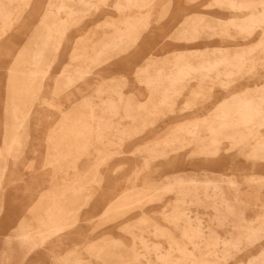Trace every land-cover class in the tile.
I'll return each mask as SVG.
<instances>
[{"label":"bare ground","instance_id":"1","mask_svg":"<svg viewBox=\"0 0 264 264\" xmlns=\"http://www.w3.org/2000/svg\"><path fill=\"white\" fill-rule=\"evenodd\" d=\"M27 1L28 0H0V20L3 23L2 31L0 32V40L15 24L21 21L24 13V6ZM108 1L109 0H100L98 3H95L94 0H57L50 5L42 25V27L44 26L46 29V33L41 42H37V49L31 62L37 69L39 67V69H42L41 67L44 66L43 69H46L47 67L45 74H43L44 72L41 73L44 75L42 80L45 79L48 71H50L51 65L54 64L53 61L55 56L57 57L61 44L66 37L69 24L80 21L89 11L95 10L98 13L99 7H101L100 5L105 4L107 6ZM152 1L153 0H125L124 3L118 2L115 7L119 13H124L126 10L131 12L135 10L138 16L135 19L133 17V19H131V17L125 18L123 21V28L116 27L118 33L112 39L103 41L99 48H97L98 46L93 48V46L91 47L93 48L91 52H88L89 48L88 51L85 50L76 53L72 57V60L81 61L84 64L82 71L76 70L78 75H89L95 67L98 65L101 66L104 61L109 60L111 57L115 56V54L125 53L132 48L135 42L138 41L141 33L149 26V20L145 18L144 11L152 9ZM213 8L225 12L245 14V16L232 19L220 18L216 20H212L213 18L209 20L204 15L190 18L181 26L178 32V40L184 41L187 44H195L204 37H208L211 40L220 37L222 43H227L232 42L230 41L231 39L234 41L235 37H241L245 42H248V40L257 33H261L262 38L256 45L244 44L237 48L234 47L236 49L233 51L230 50L232 48L229 49V47H219L199 52L188 51L186 53L177 54L174 55L171 60H166L164 62L165 65H163L161 69L157 70L156 68H158V66L153 64L151 68L155 69L152 70V72L145 71L140 73L139 79L141 84L144 85L145 92L153 98L151 100L153 101L155 96H159L162 100L160 108L168 110L171 114H174V107L177 101L188 91L192 83L198 84L199 89H197V92L195 91V94L199 96L204 93L205 89V91L208 92L206 86H211L212 88H210L212 90L215 88L230 90L237 81L249 76L251 73L253 74L258 64H264V0H214V3L209 5L207 9ZM61 13L66 14L67 19L65 21L59 18ZM165 14L168 13L165 12ZM86 17L88 18V16ZM46 18H52L53 21L48 23ZM51 56L53 58L51 62L48 63V59ZM167 67L170 68V70L165 69ZM37 72L38 71L34 70L23 74H26L28 79H32L33 81ZM75 76L77 77L76 74ZM76 77H74L73 74L71 75L69 70H66L62 78L65 79L66 86L68 85L69 87L72 83L74 84ZM27 80H25V82ZM31 85V82L24 83L25 87L23 91H29ZM111 87H113V85ZM104 88H106V86H104ZM107 88L108 90L110 89L109 87ZM17 89L19 90V88ZM102 91L104 90L102 89ZM118 92L115 93V95L118 96L119 102L111 100L103 105L105 106V113L110 117L99 121L98 127L94 128L90 119L88 121V118L84 116L87 121L77 120L72 122L69 126L66 125L67 127L62 129L61 133L52 139L53 150L56 153L54 155L51 154L47 160L49 164L48 168L55 166L57 163L59 165L72 156L75 158L77 164L83 157L95 155L98 161L94 169L99 172V166L104 161L103 159L106 157L111 159L114 154V152H112L114 149L107 152V144L108 147L111 148L120 145L122 141H128V139L143 134L147 131L148 127L155 125L157 121L155 117L162 113L161 110V113H159L158 108L155 107L153 111H148V116L150 115L152 118L144 119L141 124L137 126V119L133 117L132 113V107L134 105L131 106L130 104L132 100L130 99L131 101L129 103L125 102L124 95ZM243 95L244 94H242V96ZM246 95H250L251 97L245 98L235 96V99L230 98L229 100H223L218 107L213 110L214 113L212 112L213 114L211 117L205 119L201 118L202 120L192 119L188 124L174 128V130L162 141L155 142L146 150L147 157L145 158V167H148L152 162L170 160L175 156H185L189 150L194 148L197 149L195 155L204 159L220 157L223 149L226 147L225 151L228 153L239 150L241 154L246 156L247 160H260L264 162V139L258 137V130L264 125V84L258 86L253 91L246 92ZM28 96L29 95H27V97ZM194 99H196V97H194ZM127 100L129 101V99ZM29 102H31V99ZM19 106L14 102L9 106V115L6 122V154L4 156L2 155L6 158L4 160L12 156H18L22 154L23 151L25 138L22 130L26 122L23 119L25 112L22 114V110ZM138 106L139 105H137V108H139ZM154 106L156 105H153V107ZM85 107L89 108V111L92 109L91 104H86ZM148 107V105L144 104L141 109L147 111ZM121 109L125 110L126 118L123 120L129 121L127 125H123V117L121 121L117 122L115 120V117L118 116ZM72 119L73 117L71 120ZM139 119H141V117L138 118V121ZM71 139H73V143H70ZM144 147L142 146V148ZM134 151H137V148ZM46 156L48 157L49 155ZM75 162L73 163L74 165ZM4 166H6V164ZM4 166H2L1 162L0 215L4 211L3 198L5 191L9 188L11 182L14 183L19 178V173L15 171L12 174L11 182L6 181L5 173L11 169ZM92 171L94 172V170ZM199 175H201L203 179L199 180L196 177ZM43 176L46 177V175ZM101 178L103 179V176ZM233 178H213L210 174L203 172L202 174L196 173L193 175L183 173V175H177V177L169 180L168 184L165 187L163 186L164 193L162 192L163 195L168 196V200H170L164 205L165 212L163 218L165 221L175 226L176 229L182 231L183 238L188 240L189 245H192L193 249L186 247L189 246L187 244L182 245L180 243L181 246L175 243V246H170L172 248L166 253L162 251V247H157L160 246L159 244L153 247L143 238L145 241H140V244L144 246L150 255L152 252L156 256L155 262L147 260V264H224L228 261L235 260L239 261L238 264H264V245H262L264 241V203L260 200L259 197L261 195L259 194H249L245 196L241 188L242 183ZM91 180L93 181V179ZM87 181L90 180L88 179ZM251 182H254V180H251ZM82 185L81 187H83ZM73 190V188L69 187L64 189L60 194L53 193L46 196L43 195V198H47L50 202L52 209L47 211V217L45 219L39 220L40 225L37 232L33 233L23 227L22 232H20L18 236L7 237L6 250L3 253L4 255L2 254L4 256V259H2L4 264H11L15 259H17V262L14 264H22L36 251L45 247L50 240L69 232L78 225L79 214L90 205L93 194H88L84 202L79 205L77 202L79 199L78 196L80 195L75 193L78 189H75V191ZM140 192H125L115 200L114 204L107 208L105 216L110 212L120 214L121 212H125L122 214H127L138 207L141 208L146 202L143 201L144 198L145 200L148 198L149 204L156 200H162V198H160L161 196H152L153 194L149 193L151 192L150 189L148 191L149 194L146 193L148 195L145 194L146 196L144 197L140 196ZM68 193L71 194L70 198L68 197ZM42 201L43 199L40 200L39 206L45 203ZM68 205H70V207H68ZM200 208L206 210L205 217L204 215H202L203 217L200 216L202 214L199 210ZM167 209H170V211ZM252 209H256L258 214L254 219H248L246 213ZM195 212H197L196 217L191 216V214ZM117 219L114 218L115 221ZM102 223L104 224V222ZM156 227L158 226L156 225ZM219 231H222L224 234L221 235ZM170 234L169 230L166 232L162 229H157L155 232L156 237L168 239L174 237H171ZM135 236L137 237V235ZM16 242L18 245L17 249L14 247V243ZM167 243H169V240ZM258 247L263 248L260 253L246 260L247 255L251 254V252ZM111 248L112 247L109 245L100 247V249L95 252L97 254V260L102 261L104 264H142L141 260L138 258L139 253L136 250H124L120 252V254H122L121 256H117L114 252H111ZM87 249L89 250V248ZM174 254H179L180 257L175 259ZM131 255L134 256V259L126 261L121 259L122 257ZM64 263L83 264L84 262L75 258V260L66 259Z\"/></svg>","mask_w":264,"mask_h":264},{"label":"rangeland","instance_id":"2","mask_svg":"<svg viewBox=\"0 0 264 264\" xmlns=\"http://www.w3.org/2000/svg\"><path fill=\"white\" fill-rule=\"evenodd\" d=\"M55 1L57 0H32V3L29 1L27 5L24 6V13L21 21L15 24L0 40V163L2 162V166L6 164L4 167L11 169L5 173L6 181L11 182L10 180L12 179L13 172L16 171L19 173V178L16 182H11L3 198L4 211L0 215V264H4L2 259H4L3 253L6 250L7 237L18 236L19 233L22 232L23 227L33 233L37 232L40 225L39 220L45 219L47 217V211L52 209L48 199L43 197L53 193L60 194L64 189L69 187L73 188V191L78 189L75 193L80 195L78 196L79 199L77 198V203L79 205L84 202L88 194H93L90 205L79 214L78 225L69 232L50 240L45 247L36 251L22 264H65L64 261L66 259L75 260V258L83 261V264H85V262L86 264H104L102 261L97 260V254L95 252L99 250L100 247H106L107 245L112 247L111 252H114L117 256H121L122 254H120V252L124 250H136L139 253L138 258L141 260L142 264H147V260L155 262V254L151 252L150 255L144 246L140 244V241L145 239L146 242L153 247L159 244L160 246L157 247H162V251L166 253L175 246V243L179 245H189L188 240L183 238L182 231L176 229L175 226L171 225L163 218L165 212L164 205L167 201H170L168 200V196L163 195L164 187L168 184L169 180L177 177V175L180 176L183 175V173L193 175L202 172L198 166L189 167V163L188 168L181 166L182 161L195 162L200 158L195 155L196 148L188 151L180 160L176 159V157H172L168 161L152 162L148 167L144 166L147 156L146 150L155 142L162 141L164 136L171 130H174L178 125H186L193 118L197 117H200L198 120L211 117L214 113L213 110H215L224 99L229 100L230 98L235 99L236 97L250 98L251 96L246 95V92L253 91L258 86L264 84V64H258L253 74L251 73L249 76L237 81L230 91H225L227 93L215 91L212 100H209V97L204 95V93L211 92V86V88L206 86L208 92H206L205 89L204 93L199 96L195 94L197 89H199L198 84L192 83L185 95L177 101L174 107V115H168L169 123H167L164 128L155 131L156 136L152 142H141L140 145L145 144V146L148 145L147 147H141L140 149L137 147V143L139 142L133 144L135 145V149H131L132 146H128L127 144L121 147L115 146L111 150L107 147V152L114 149L112 151L114 154L111 159H108L109 157L103 159L104 161L99 166V172L94 169L98 161L95 155L83 157L77 164L75 158L72 156L67 159L68 161L66 160L60 163V166L57 163L55 165L56 168L55 166H53L54 169L53 167H50L51 169L48 168L49 164L47 160L51 154L54 155L56 153L53 150L52 139L58 136L61 130L69 124H72V122L76 120L87 121L86 118L66 119V116L73 117V115H75L73 114L74 108L77 111L82 110L83 112H87V114L94 112L97 106L93 102L95 100L102 101L103 98L108 99L109 97V94L106 92L102 94V98L98 96V89L106 86V83L125 86L126 96L129 98L132 97V101L137 104L140 99L137 93L143 90L141 84L138 82V74L146 69V64L140 58V53L144 51V49L146 50L145 44L155 49V58L162 64V61L170 58L176 51L204 49L206 46L210 48L229 47V49L232 48L230 50L233 51L244 44L256 45L262 38L261 33L255 34L248 42H245L241 37H235L234 41L231 39L230 41L232 42L227 43H222L220 37L213 38L212 40L208 37H204L202 43L198 44V46L186 47L183 43L169 38L175 35L179 23L183 21L185 16L196 13L207 14L208 17H210L209 19L215 18L216 16L231 19L236 15L219 12L216 8L205 10L206 7L214 3V0H153L152 9L144 11V16L149 20L150 24L148 30L142 32L139 49H131L126 53L115 55L109 61L101 64V66L98 65L95 67L91 74L80 76L76 70L82 71L84 64L81 61H73L72 57L78 52L88 51L89 48L88 52H91L92 49L97 46V48H99L103 41L112 39L118 33L117 28H123V21L125 18L131 17V19H135L138 16L135 10L132 12L126 10L124 13H119V11L116 10V4L118 2L124 3L125 0H109L107 6L105 4L100 5L101 7H99L98 13L95 10L89 11L86 13L88 18L85 16L80 21L69 24L66 37L61 44L57 57L55 56L53 61L54 64L52 65L54 68L51 65L50 71H48L45 79L42 80L47 67L46 69H43L45 66L41 67L42 69H39L40 67L37 69L31 62L37 49V42H41L46 33V29L44 26L42 27L44 20L42 13L46 12L51 2L53 3ZM94 1L98 3L100 0ZM166 9H169V13L160 20L162 12L167 11ZM66 17L65 13H61L59 18L65 21L67 19ZM46 19L48 23L53 21L52 18ZM2 24L0 20V32L2 31ZM38 27L41 30H39ZM52 58V56L49 57L48 63L51 62ZM34 70L38 72L33 81L32 79H28L26 74H23ZM66 70H69L74 77H76L75 74L77 75L74 84L72 83L69 87L68 85L66 86V81L62 78ZM39 73L43 74L40 75ZM25 80L28 82H25ZM29 82L32 83L31 89L27 92L23 91L25 87L24 83ZM17 88H19V90ZM242 94L244 95L242 96ZM27 95L29 96L27 97ZM35 95L38 96L36 97ZM146 97L145 95L143 99ZM194 97H196V99H194ZM30 99L31 102H29ZM12 102L16 103L18 106L20 105L19 108L22 110V114L25 112L23 119L26 123L22 130L25 142L22 154L4 160L6 159L3 157L6 154V122L9 115V106ZM85 102H92V109H90V111L89 108L83 106ZM165 111L169 112L168 110ZM178 116L184 117L178 118ZM89 119L94 128L98 127L99 121L103 120L99 118H88V121ZM123 121L126 122L127 120ZM140 121L141 119H139V122ZM158 124L161 125V121H159ZM262 127L258 130V137L264 139V125ZM70 141V143H73V139ZM117 147L121 152L115 150ZM136 148L137 151H134ZM238 153H240L239 150L233 152V154H236L234 157L235 161L241 156V161L245 165V172L242 178L243 182L241 179L236 181L242 183L241 188L245 196L249 194H259L261 195L259 197L260 200L264 203V169L259 167L261 161L251 160V162H246V157L244 155L239 156ZM46 155L49 156L47 157ZM74 162L75 165L73 164ZM92 170H94V172ZM43 175H46V177ZM222 175H226L227 177L229 174ZM102 176L103 179L101 178ZM196 177L199 180L203 179L201 175ZM211 177L215 178L214 176ZM223 177L225 176H219L221 179H223ZM88 179L90 181H87ZM91 179H93V181ZM251 180H254V182H251ZM81 185L83 187H81ZM59 189L62 190L60 191ZM149 189L151 190L149 193L153 194L152 196H161L160 198H162V200H156L149 204L148 198H146V200L144 198L143 201H146L144 204L145 207H138L127 214H122L125 212H121V214L110 212L105 216L107 208L114 204L115 200L125 192L138 193L142 191L140 192V196L144 197L149 194ZM70 195L71 194L68 195L69 198ZM41 199H43L42 202H45L44 204L42 203L43 205L41 204L42 207L39 206ZM68 207H70V205H68ZM167 210L170 211V209ZM199 210L202 212L200 216L203 217L202 215H204L205 217L206 210L204 208H200ZM196 214L197 212L191 214V216L196 217ZM257 214L258 211L252 209L246 213V216L248 219H254ZM114 218L118 219L115 221ZM106 221L110 222L108 223ZM102 222H104V224ZM156 225L158 227H156ZM157 229H162L166 232L169 230L171 237H174L171 239L156 237L155 232ZM219 233L221 235L224 234L222 231H219ZM135 235H137V237ZM168 240L169 243H167ZM262 245H264V241ZM14 247L16 249L18 248L17 242L14 243ZM186 247L193 249L192 245ZM87 248H89V250ZM262 249V247L254 249L251 254L247 255L246 260L254 255H258ZM128 257H122L121 259L124 261L134 259L133 255ZM179 257V254H174L175 259ZM16 260L17 259L13 260L11 264L16 263ZM238 263L239 261L235 260L228 261L224 264Z\"/></svg>","mask_w":264,"mask_h":264},{"label":"crops","instance_id":"3","mask_svg":"<svg viewBox=\"0 0 264 264\" xmlns=\"http://www.w3.org/2000/svg\"><path fill=\"white\" fill-rule=\"evenodd\" d=\"M31 2L32 3V0H28L27 2H26V4H25V6L27 5V3L28 2ZM51 4H52V2H51ZM169 7V6H168ZM170 8V7H169ZM205 10H209V9H207V7L205 8ZM219 10V12H224V13H231V14H235L236 16L235 17H244L245 15H243V14H237V13H232V12H225V11H222V10H220V9H218ZM47 11H49V9L47 10ZM46 11V12H47ZM46 12H43L42 13V17H43V19H44V17H46V15H47V13ZM164 12V11H163ZM162 12V14H161V17L162 18H164L167 14H165V12L166 13H169V10H167V11H165L164 13ZM45 13V14H44ZM206 16V18L207 19H209V17H208V15L207 14H196V13H194V14H190V15H187V16H185L184 17V19H183V21L182 22H180L179 23V25H178V28H177V30L175 31V35L174 36H172V37H169L170 39H174V40H177L178 42H181V43H183L186 47H195V46H198V44H201L202 43V41L203 40H201V41H199V42H196L195 44H187L186 42H184V41H180V40H178V32H179V30H180V28H181V26L188 20V19H190V18H194V17H197V16ZM243 15V16H242ZM22 17H23V15H22ZM235 17H233V18H235ZM162 18H160V19H162ZM220 18H223V19H225V17H220V16H216L215 18H213L212 20H216V19H220ZM42 19V18H41ZM42 19V20H43ZM232 19V18H231ZM209 20H211V19H209ZM150 24V23H149ZM148 28H149V26H148ZM148 28L146 29V30H144V31H147L148 30ZM141 35H142V33H141ZM141 35H140V37H139V39H138V41L137 42H135V44L132 46V48H130L129 50H131V49H139L138 47H139V42H140V38H141ZM145 47H146V50L144 49V51H142L140 54V58H141V60L146 64V69L144 70V71H142V72H140V73H143V72H145V71H151L152 72V70H154L155 68H151V65H157L158 66V68H156L157 70L158 69H161V67L163 66V65H165V61L166 60H171L172 59V57L174 56V55H177V54H182V53H186V52H188V51H196V52H199V51H204V50H206V49H215V48H210V47H208V46H206L204 49H189V50H187V51H176V52H174L173 54H172V56L170 57V58H167V59H165L164 61H162V64H160L161 62L160 61H157V59L155 58V49H152V48H150L149 46H148V44H145ZM219 48V47H218ZM128 50V51H129ZM126 53V52H125ZM121 54H123V53H121ZM116 55V54H115ZM117 55H120V54H117ZM114 57V56H113ZM112 58V57H111ZM110 58V59H111ZM109 59V60H110ZM109 60H106V61H104V63L105 62H107V61H109ZM156 62H157V64H156ZM103 63V64H104ZM148 65V66H147ZM95 69V68H94ZM93 69V70H94ZM165 69H169L170 70V68H165ZM140 73L138 74V82H139V84H141V81H140V79H139V75H140ZM112 85H110V84H108V86H107V84H106V88L107 87H109L110 89L108 90V88H107V90H106V88H104V87H102V89L106 92V93H108L109 94V97H108V99H105V98H103L102 99V101H98V100H95L93 103H95L96 104V106H97V108H96V110L94 111V113L93 112H91V114L90 113H88L87 114V112H83L82 110L79 112V111H77V110H75V108L73 109L74 111H73V114H75V115H73V119H81V118H85L84 116H86V118H87V116H88V118H99V119H106V118H109L110 116H108L106 113H105V106H103L104 104H106V103H108L109 101H111V100H114L115 102H119V99H118V96L117 95H115V93H117L118 91H120V92H118V93H121L122 95H124L123 97H124V101L125 102H130L132 99L131 98H129V97H127L126 96V90L124 89L125 88V86H123V85H113V87H111ZM116 86V87H115ZM120 86H121V88H120ZM141 86H142V88H143V90H140L137 94H138V97L140 98L139 100H138V102H137V105H139L138 107L139 108H137V105L136 104H133L134 102H130V104H131V106L132 105H134L132 108H133V110H132V113H133V117L135 118V119H137V126H139V124H141V122L144 120V119H148V118H152L150 115L148 116V113L149 112H151V111H153L154 110V108L156 107V108H158V112L159 113H161V111H162V113L159 115V116H156L155 118H156V123H155V125H153V126H150V127H148V129H147V131L145 132V133H143V134H140V135H137V136H135V137H133L132 139H128V141L127 140H125V141H122L121 142V144L120 145H117V146H119V147H121L122 145H125V144H127L128 146H132V148L131 149H135V145H133L134 143H136V142H139V143H137V147H144L145 146V144L144 145H140L141 144V142L142 141H149V142H152L154 139H155V131L157 130V129H160V128H164L165 127V125H167V123H169V121H168V115L169 116H172V115H174V114H171L170 112H166L165 110L166 109H162V108H160V104H161V98L159 97V96H155L154 98V102L151 100V99H153V98H151L150 97V95L149 94H147L146 92H145V90H144V85H142L141 84ZM123 87V88H122ZM117 88H118V90H117ZM100 89V88H99ZM98 89V90H99ZM102 89H100L98 92H99V94H98V96H101V97H99V98H102V94L103 93H105L104 91H102ZM112 90H113V92H112ZM231 90V89H230ZM230 90H221V89H219V88H215V89H211V92H208V93H205L204 95H206V94H208L207 96L208 97H211V98H209L210 100H212V98L214 97V94H215V91H222V92H225V91H230ZM103 92V93H102ZM144 93V94H143ZM186 93V92H185ZM185 93H184V95H185ZM213 93V94H212ZM225 93H227V92H225ZM147 96L145 99H143L144 98V96ZM183 95V96H184ZM158 99H157V98ZM127 99H129V101L127 100ZM131 99V100H130ZM149 99V100H148ZM157 100V101H156ZM225 100V99H224ZM140 102V103H139ZM146 102V103H145ZM151 102V103H150ZM156 102V103H155ZM159 102V103H158ZM92 103V102H91ZM91 103H87V102H85V104H83V106L85 107V105L86 104H91ZM152 103H153V105H156V106H154L153 107V105H152ZM155 103V104H154ZM144 104H146V105H148L149 107H148V110L147 111H145V110H142L141 109V107H142V105L144 106ZM149 104H151V105H149ZM158 104V105H157ZM135 105H136V107H135ZM103 109V110H102ZM134 109H135V111H134ZM137 109V110H136ZM139 110V111H138ZM161 110V111H160ZM149 111V112H148ZM81 112L82 113H85L84 115L83 114H81ZM104 112V113H103ZM148 112V113H147ZM138 115V114H140V115H136V114ZM165 113V114H164ZM80 116H79V115ZM164 114V115H163ZM136 115V116H135ZM146 115V116H145ZM68 117V118H67ZM123 117V118H122ZM141 117V121L139 122L138 121V118H140ZM181 117H184V116H178V118H181ZM71 119L72 117L71 116H66V119ZM121 118H122V120L124 119V118H126V116H125V110H123V109H121L120 111H119V114H118V116L117 117H115V120L118 122V121H121ZM200 118V117H199ZM198 117L197 118H193V119H199ZM77 121V120H76ZM159 121H161V125L160 124H158V122ZM123 122V125H127L128 123H129V121H122ZM69 125H71V124H69ZM68 125V126H69ZM178 126H180V125H178ZM176 128V127H175ZM172 132V130L169 132V133H167L165 136H164V138L168 135V134H170ZM115 143H117V142H115ZM147 146V145H146ZM145 146V147H146ZM107 147H108V144H107ZM107 147H106V149H107ZM115 147V146H114ZM114 147H112V148H114ZM110 150L112 149L111 147H108ZM226 148H224L223 149V152H222V154L220 155V157H218V158H202V157H200V156H198V157H200L199 159H197L195 162H193V161H182L181 162V166L182 167H185V168H188V165H189V167H193V166H198L199 168H200V170H201V172L203 173V172H205V173H208V174H210L211 176H215V177H217V178H219V176H225L226 177V175H222V174H229L228 176H227V178H233L234 177V179L235 180H239V179H242L243 178V176H244V172H245V165L243 164V162L241 161V156L240 155H244V154H241V153H238V155L240 156L236 161H235V156H236V154H233V152H224V150H225ZM115 150H119V148L117 147ZM191 150H193V149H191ZM190 151V150H189ZM196 152H197V149H196ZM236 152V151H235ZM245 156V155H244ZM147 157V156H146ZM176 157V159H182L184 156H175ZM246 157V156H245ZM246 160H247V158H246ZM164 161H168V160H164ZM246 162H251V160H247ZM189 163V164H188ZM144 166H145V164H144ZM259 167L260 168H262V169H264V162L263 161H261L260 162V164H259ZM202 173H198V174H202ZM238 175V176H237ZM233 176V177H232ZM225 177H223V178H225ZM238 177V178H237ZM52 182H54V181H52Z\"/></svg>","mask_w":264,"mask_h":264}]
</instances>
